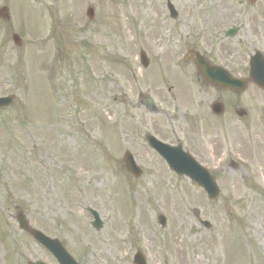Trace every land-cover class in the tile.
Wrapping results in <instances>:
<instances>
[{"label":"rangeland","instance_id":"1","mask_svg":"<svg viewBox=\"0 0 264 264\" xmlns=\"http://www.w3.org/2000/svg\"><path fill=\"white\" fill-rule=\"evenodd\" d=\"M170 2L175 20L166 0H0L9 9L0 18V96H13L0 110V264H57L19 229L18 211L79 264H130L136 250L147 264H264V92H220L184 60L195 46L224 62L228 45L240 65V53L248 59L253 50L223 32L239 22L242 5L264 0ZM215 100L224 106L212 119L221 129L209 123ZM188 128L195 143L216 134L217 146L191 145ZM147 133L181 143L213 174L218 198L171 172ZM125 151L141 177L126 170Z\"/></svg>","mask_w":264,"mask_h":264},{"label":"water","instance_id":"2","mask_svg":"<svg viewBox=\"0 0 264 264\" xmlns=\"http://www.w3.org/2000/svg\"><path fill=\"white\" fill-rule=\"evenodd\" d=\"M168 10L170 16L174 18L176 16V11L173 8V5L167 1ZM7 7H0V17L8 18L7 16ZM87 16L91 18L93 16L92 8H88L86 10ZM229 34H233V30L231 32L228 31ZM12 39L14 43L20 45L21 40L18 35L13 34ZM140 58L143 65H146V57L143 52H140ZM195 63L201 72L203 78L208 81L213 86L219 87H228L232 90L240 91L244 88L245 81L241 79L233 78L227 71L219 66H209L206 60L196 54ZM250 80L264 88V58L259 52H255V54L251 57L250 61ZM141 102L150 110H153L154 105L151 99L147 96H141ZM13 100L12 96H3L0 97V108L8 106ZM211 109L214 113L220 114L222 112V105L219 102H214L211 104ZM146 139L151 147H153L159 155L165 159L169 168L175 171L178 175H186L192 181L199 184L207 193L208 197L213 199L218 195V188L214 183L211 175L208 174L207 170L200 166L189 154L183 152L180 146L171 147L162 142L158 141L151 135H147ZM127 170L134 176H140L142 174V170L136 165L132 155L127 152L123 158ZM92 213L94 220L92 221V225L95 228L101 227V221L97 212L89 209ZM158 221L161 225L165 223V217L163 215L158 216ZM16 220L18 222V226L20 229L24 230L28 233L35 241L43 245L58 261L59 264H77L76 261L71 257V255L63 248L61 243L57 239H52L44 235L37 229H34L29 226L25 217L21 212H19L16 216ZM203 224L209 226L207 221H202ZM134 262L137 264H144L143 256L140 252H137L134 255ZM29 264H44L42 262H35Z\"/></svg>","mask_w":264,"mask_h":264},{"label":"flooded vegetation","instance_id":"3","mask_svg":"<svg viewBox=\"0 0 264 264\" xmlns=\"http://www.w3.org/2000/svg\"><path fill=\"white\" fill-rule=\"evenodd\" d=\"M177 17H179V13H177ZM236 28L235 34L232 37L226 36V31L229 30L230 28L234 27ZM224 37L229 38V39H233L234 37H238V39L240 40H244L245 43L247 42V46L251 47V49L253 50V52L255 50H258L257 46H262L264 47V4H257V3H249L246 5H242V10H241V15L239 17V22L238 23H231L229 24L224 32ZM236 39V38H234ZM191 51V55L193 54V50H197L194 47L189 49ZM241 51V49H240ZM261 51V50H260ZM252 52V53H253ZM263 53V51H261ZM264 54V53H263ZM251 55V54H250ZM249 55V56H250ZM207 57V56H206ZM224 62L221 63H216L214 61V59L210 56L207 57V60L209 61L210 64L213 65H221L224 68H226L231 74L235 75V76H239L242 78H245V75H248V71H249V57L248 59H246L243 55V52L240 53L239 55V60H240V65L235 64L234 66L232 65L234 62L233 60H236L237 58L234 56L232 57V51L229 49L228 45L225 46V50H224ZM233 58V60H232ZM186 61H191L193 63V59L192 58H188ZM194 64V63H193ZM236 66V68H235ZM237 70V71H235ZM238 74H236V73ZM252 84H247L246 88ZM254 86V85H252ZM256 89L260 90L259 88H257L256 86H254ZM217 89V88H216ZM220 92H226V93H234L229 89H217ZM210 118V117H209ZM221 116H214L211 118L212 119H221ZM262 119L264 120V117H262ZM210 124H215V128L217 127V129H221V123L219 122H209ZM191 132V129L188 128ZM187 138L186 140L190 141L195 147H216L218 144V137L216 134H214L213 136H211L210 138L207 139L206 142H199L200 140H197L195 143V139L191 138L192 136H195L196 133L195 131L191 132V133H186ZM191 136V137H190ZM262 142H261V147L264 148V136L262 135L261 137ZM201 145V146H200ZM219 146V145H218Z\"/></svg>","mask_w":264,"mask_h":264}]
</instances>
